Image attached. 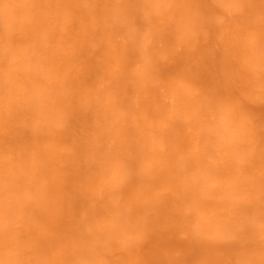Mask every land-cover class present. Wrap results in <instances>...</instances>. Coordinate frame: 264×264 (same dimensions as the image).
Wrapping results in <instances>:
<instances>
[{
  "label": "clouds",
  "instance_id": "9594fccd",
  "mask_svg": "<svg viewBox=\"0 0 264 264\" xmlns=\"http://www.w3.org/2000/svg\"><path fill=\"white\" fill-rule=\"evenodd\" d=\"M0 264H264V0H0Z\"/></svg>",
  "mask_w": 264,
  "mask_h": 264
}]
</instances>
